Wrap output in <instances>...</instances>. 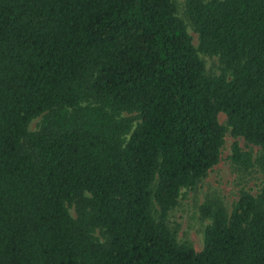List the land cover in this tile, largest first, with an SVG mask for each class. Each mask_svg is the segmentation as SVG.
I'll return each mask as SVG.
<instances>
[{
  "label": "trees",
  "instance_id": "1",
  "mask_svg": "<svg viewBox=\"0 0 264 264\" xmlns=\"http://www.w3.org/2000/svg\"><path fill=\"white\" fill-rule=\"evenodd\" d=\"M185 2L198 46L172 0H0V264H264V186L167 225L228 129L264 168V0Z\"/></svg>",
  "mask_w": 264,
  "mask_h": 264
},
{
  "label": "rangeland",
  "instance_id": "2",
  "mask_svg": "<svg viewBox=\"0 0 264 264\" xmlns=\"http://www.w3.org/2000/svg\"><path fill=\"white\" fill-rule=\"evenodd\" d=\"M176 15L185 23L194 46H198V34L194 31L187 15L185 0H172ZM206 72L209 75H218L221 72V64L218 56H210L199 52ZM124 116H130L127 113ZM222 125H226V115L220 112L217 116ZM40 122V117L29 124V130H35ZM237 141L243 151H249L252 160L259 154V147L248 144L242 137H233L226 131L223 145L220 148L218 162L208 170L207 174L197 184L190 188H182L178 202L172 208L167 217V225L174 232L176 240L180 243H189L196 251L204 246V229L211 222L205 214L207 207L213 203L223 205L228 213L234 207L241 191H247L253 195L259 193L264 186V168L254 164L247 170L239 169L230 158L232 144ZM203 207V208H202ZM74 215V208H70Z\"/></svg>",
  "mask_w": 264,
  "mask_h": 264
}]
</instances>
